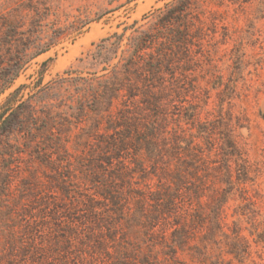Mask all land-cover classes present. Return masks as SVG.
Listing matches in <instances>:
<instances>
[{"label":"trees","instance_id":"obj_1","mask_svg":"<svg viewBox=\"0 0 264 264\" xmlns=\"http://www.w3.org/2000/svg\"><path fill=\"white\" fill-rule=\"evenodd\" d=\"M193 1L177 0L148 27L136 28L135 22L125 44V33L102 39L80 60L89 76L66 71L67 77L39 89L2 118L1 200L10 196L14 155L25 152L13 141L24 140L32 158L55 171L51 181L55 191L44 194L36 173L23 190L51 215L42 218L54 222L52 241L42 245V235L37 237L33 229L37 215H25L24 230L13 232L9 242L13 256L40 262L47 256L43 252L52 250L64 255L68 264L65 258L78 248L74 264H89L83 250L90 264H183L179 254L190 249L203 263L225 264L213 254L221 251L224 239L227 253L245 264L248 240L235 222L231 234L224 232V207L235 184L247 180L246 161L231 135L221 139L217 178L226 188L209 196L212 206L207 213L201 200L213 168L206 165L202 146L183 138L173 126L180 117L195 118L187 108L184 113L173 112L175 101L167 79L173 30ZM51 10L31 9L32 27L24 32L21 22L11 20V72L0 70V94L27 63L56 45L67 31L56 23H44ZM78 128L82 132L70 147L71 134ZM205 132L201 130L197 139ZM4 206L0 214L5 226L12 213L22 216L16 205ZM195 240L202 244L191 246Z\"/></svg>","mask_w":264,"mask_h":264},{"label":"rangeland","instance_id":"obj_2","mask_svg":"<svg viewBox=\"0 0 264 264\" xmlns=\"http://www.w3.org/2000/svg\"><path fill=\"white\" fill-rule=\"evenodd\" d=\"M177 0H0V70L11 72V20L21 22L20 31L32 27L33 11L44 12L50 7V16L44 21L56 23L67 30L57 44L25 65L19 77L0 94V124L12 109L28 100L39 89L67 77L72 70L75 76H89L81 66V59L95 50L102 39L115 33L127 37L137 27H148L153 17L166 11ZM34 7V8H33ZM30 9V10H29ZM77 27L78 30H72ZM177 28L173 30L171 46L168 47L171 71L169 95L173 98V112L184 113L185 109L195 113L194 120L175 121L174 128L188 141H194L206 151V165L213 170L206 177L207 188L201 200L204 211L209 213L210 195L222 191L225 184L219 182V147L226 135H231L242 158L246 161L247 180L236 181L235 163L234 190L224 207V232L232 233L234 222L242 229L248 240L245 264H264V0H194L187 12L179 16ZM14 52V51H13ZM117 60H115V63ZM102 74V72H99ZM178 119V117H177ZM82 127H86L84 124ZM205 130L197 139L200 131ZM82 131L73 130L71 143ZM20 144L22 154H15L12 162L10 196L3 197L8 204L18 209L22 216L11 214L5 226L0 214V264H66L64 255L45 250V260L26 259L22 254L13 256L10 239L13 232L23 231V216L37 215L33 221L34 233L42 235V245L52 241L49 235L53 220L44 216L43 207L33 204V198L23 195L25 183L37 174L43 182L44 194L53 192L51 181L55 177L52 165L33 159L24 140ZM35 144V143H34ZM211 150V152H207ZM56 159L57 156H54ZM5 162L0 160V166ZM1 187V184H0ZM0 197V211L4 204ZM194 202L195 207H198ZM32 210L30 213V210ZM6 210V208H5ZM4 210V211H5ZM11 227V228H8ZM11 231V237L10 232ZM22 235V234H20ZM48 235V236H47ZM37 243L41 239H37ZM219 254L225 264H241L224 248L222 240ZM202 243L195 240L193 245ZM75 254L69 255L68 264H74ZM90 264L86 251L82 252ZM195 250L186 249L179 254L183 264H206Z\"/></svg>","mask_w":264,"mask_h":264}]
</instances>
